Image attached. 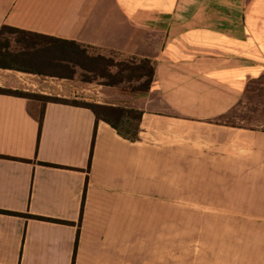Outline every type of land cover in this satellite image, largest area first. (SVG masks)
I'll use <instances>...</instances> for the list:
<instances>
[{
	"label": "crops",
	"instance_id": "crops-1",
	"mask_svg": "<svg viewBox=\"0 0 264 264\" xmlns=\"http://www.w3.org/2000/svg\"><path fill=\"white\" fill-rule=\"evenodd\" d=\"M3 25L148 57L155 74L146 95H125L143 111L135 141L90 108L0 93V264H227L162 252L168 241L147 229L178 221L142 219V195L161 188L165 167L178 174L195 127L220 154L242 131L264 153V130L238 113L264 89V0H0ZM0 87L37 92L25 79ZM234 264H264V247Z\"/></svg>",
	"mask_w": 264,
	"mask_h": 264
},
{
	"label": "rangeland",
	"instance_id": "rangeland-1",
	"mask_svg": "<svg viewBox=\"0 0 264 264\" xmlns=\"http://www.w3.org/2000/svg\"><path fill=\"white\" fill-rule=\"evenodd\" d=\"M16 37L17 34L5 33L1 41L9 39L16 45ZM2 79L12 83L25 79L37 92L69 101L97 100L98 94L103 100L127 104L125 95L129 94L127 84L99 86V80L83 81L80 71L74 78L66 79L0 67ZM244 102L238 112L242 114L239 116L243 118L242 125L264 130V89L248 95ZM36 110L39 111V107ZM227 121L234 119L227 118ZM193 130L194 140L179 144L178 174L174 164L168 167L172 171L167 174L165 167L161 188L156 193L142 195V219L178 221V227L150 228L147 230L152 231L146 235L153 236L156 231L168 241L162 252H217L227 258V264H234L236 252L246 255L264 247V153L251 151L254 148L252 132H238L237 144L220 154L214 143L204 145L197 137L200 129ZM239 133L243 134L239 136ZM262 143L264 141L259 144ZM166 182L170 185L167 196L164 193ZM157 185L158 188L159 183ZM146 246L157 250L162 244Z\"/></svg>",
	"mask_w": 264,
	"mask_h": 264
},
{
	"label": "trees",
	"instance_id": "trees-1",
	"mask_svg": "<svg viewBox=\"0 0 264 264\" xmlns=\"http://www.w3.org/2000/svg\"><path fill=\"white\" fill-rule=\"evenodd\" d=\"M5 33L18 35L15 39L16 45H12L9 39L5 42L1 41ZM96 49L99 48L74 39L42 34L10 25H3L0 28L1 68L66 79L74 78L80 71L85 82L99 80L101 84L112 87L127 84L129 94L146 95L150 91L155 74V63L151 58H140L114 50H105L112 53L106 54ZM0 93L33 98L42 101L43 104L52 101L87 107L94 112L97 121L108 122L125 138L132 141L139 138L143 111L134 106L101 103L96 100L69 101L46 93L4 87H0ZM43 111L39 116L40 123Z\"/></svg>",
	"mask_w": 264,
	"mask_h": 264
}]
</instances>
